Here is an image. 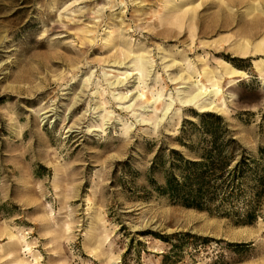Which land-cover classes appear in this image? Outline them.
Returning <instances> with one entry per match:
<instances>
[{"label":"rangeland","instance_id":"rangeland-1","mask_svg":"<svg viewBox=\"0 0 264 264\" xmlns=\"http://www.w3.org/2000/svg\"><path fill=\"white\" fill-rule=\"evenodd\" d=\"M257 61L264 0H0V264H264V201L237 225L150 184L207 113L258 155Z\"/></svg>","mask_w":264,"mask_h":264},{"label":"trees","instance_id":"trees-1","mask_svg":"<svg viewBox=\"0 0 264 264\" xmlns=\"http://www.w3.org/2000/svg\"><path fill=\"white\" fill-rule=\"evenodd\" d=\"M222 119L204 114L200 140L182 143L186 154L171 150L166 159L157 158L151 171L160 168L163 180L158 184L151 176L150 184L173 203L251 225L264 201V148L248 154Z\"/></svg>","mask_w":264,"mask_h":264},{"label":"bare ground","instance_id":"bare-ground-1","mask_svg":"<svg viewBox=\"0 0 264 264\" xmlns=\"http://www.w3.org/2000/svg\"><path fill=\"white\" fill-rule=\"evenodd\" d=\"M258 64H264V61H262L261 63H259V61H257ZM264 67V66H263ZM257 68L259 69L260 72H263V69L259 66H257ZM211 93H214V94H217L218 91H213V90H206L204 89L203 92L201 91H197L195 93H191L184 101H182V103L186 104V105H189L191 106L192 104H198V101L201 99L202 95H206V94H211ZM128 96L126 95L124 98H127ZM123 98V97H121ZM216 107V104L210 100L209 103H206V104H203L201 105V109L203 110H208L210 108H215ZM78 108V107H77ZM47 113V112H46ZM50 116V115H49ZM72 128H74L73 126L69 129L68 132H70V138H75L74 140H72L73 142L76 141V139L79 137L77 132L74 130H72ZM72 142V143H73ZM29 249V248H28Z\"/></svg>","mask_w":264,"mask_h":264}]
</instances>
